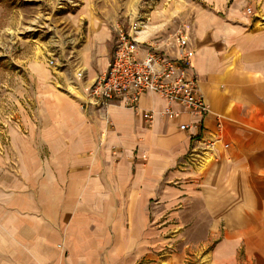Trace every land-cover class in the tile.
<instances>
[{
    "label": "crops",
    "instance_id": "0c3cea01",
    "mask_svg": "<svg viewBox=\"0 0 264 264\" xmlns=\"http://www.w3.org/2000/svg\"><path fill=\"white\" fill-rule=\"evenodd\" d=\"M96 1L79 5L78 47L59 69L30 64V102L0 142V264H136L156 242L154 204L179 221L203 206L206 220L228 222L220 264L234 238L252 236L264 256V0L141 5V56L190 26L205 115L152 92L136 107L87 103L115 49L109 6Z\"/></svg>",
    "mask_w": 264,
    "mask_h": 264
},
{
    "label": "rangeland",
    "instance_id": "374dc122",
    "mask_svg": "<svg viewBox=\"0 0 264 264\" xmlns=\"http://www.w3.org/2000/svg\"><path fill=\"white\" fill-rule=\"evenodd\" d=\"M82 1L0 0V142L8 124L20 116V105L28 107L30 102V64L43 60L47 68L59 69L60 64L51 67L49 61L56 57L62 63L61 57L78 47L74 41L79 28L75 17ZM144 1L147 0L96 3L109 6L110 11L102 15L113 26L120 24L134 34V28L140 32L143 21L147 22L141 7ZM153 206L161 212L151 222L156 242L136 264H220L214 254L227 239L228 222L206 220L203 206L196 207L199 219H192L188 213L183 221L169 217L162 205ZM233 241L234 259L223 264H264L260 246L252 236Z\"/></svg>",
    "mask_w": 264,
    "mask_h": 264
},
{
    "label": "built area",
    "instance_id": "2783aa9c",
    "mask_svg": "<svg viewBox=\"0 0 264 264\" xmlns=\"http://www.w3.org/2000/svg\"><path fill=\"white\" fill-rule=\"evenodd\" d=\"M246 14H252L247 10ZM115 32L114 54L107 70L98 75L90 85L87 103L96 107L108 106L118 100H125L129 107H136L140 97L152 92L170 104L178 103L193 115H205L209 106L200 91L197 76L191 73L193 50L190 46V26L184 23L170 39L156 38L145 42L144 53L136 41L137 28L126 30L122 25L113 26ZM49 66L58 67L56 57ZM163 115L177 118L179 112L168 106ZM154 112L148 117L152 119ZM189 125H180L188 130ZM212 147L214 142H204Z\"/></svg>",
    "mask_w": 264,
    "mask_h": 264
}]
</instances>
